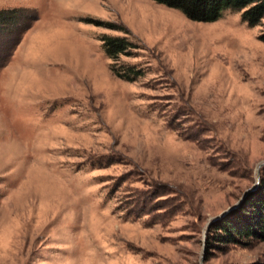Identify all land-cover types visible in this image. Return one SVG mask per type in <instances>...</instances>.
Listing matches in <instances>:
<instances>
[{
    "label": "rangeland",
    "instance_id": "obj_1",
    "mask_svg": "<svg viewBox=\"0 0 264 264\" xmlns=\"http://www.w3.org/2000/svg\"><path fill=\"white\" fill-rule=\"evenodd\" d=\"M9 8L37 18L0 50V264L263 256L264 240L205 246L264 165L261 23L230 10L194 21L154 0H0ZM105 22L137 38L121 61L144 77L111 71L100 36L121 32Z\"/></svg>",
    "mask_w": 264,
    "mask_h": 264
},
{
    "label": "trees",
    "instance_id": "obj_2",
    "mask_svg": "<svg viewBox=\"0 0 264 264\" xmlns=\"http://www.w3.org/2000/svg\"><path fill=\"white\" fill-rule=\"evenodd\" d=\"M167 7L179 10L185 17L200 22H211L221 17L223 11H241V18L250 26L262 24L259 39L264 42V0H154ZM30 12V13H29ZM22 8L0 9V50L5 59L17 43L30 21L37 18L33 11ZM108 29L117 30L121 35L102 34L100 41L105 55L110 59V69L125 81H136L144 77L137 63L123 62L121 57L137 56L142 48L137 38L122 23L105 22ZM6 41L7 43L5 44ZM171 125V123H170ZM264 240V165L260 170L258 187L248 193L240 204L211 223L205 246L227 243L248 245L251 241ZM245 264H264L260 259Z\"/></svg>",
    "mask_w": 264,
    "mask_h": 264
},
{
    "label": "water",
    "instance_id": "obj_3",
    "mask_svg": "<svg viewBox=\"0 0 264 264\" xmlns=\"http://www.w3.org/2000/svg\"><path fill=\"white\" fill-rule=\"evenodd\" d=\"M263 164H264V161L260 162V163L258 164L257 169H259ZM256 187H257L256 185H253V186H251L249 189H247V190L244 192V194L240 197V199H239L236 203H234L233 205H231V206H229L228 208H226L225 210H223L220 214H218V215L212 217L209 223H211V222L217 220L218 218L222 217L223 215H225L226 213H228V212H229L230 210H232L233 208L237 207V205H239V203L244 199V197H245L250 191H252L253 189H255Z\"/></svg>",
    "mask_w": 264,
    "mask_h": 264
}]
</instances>
